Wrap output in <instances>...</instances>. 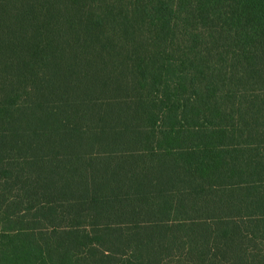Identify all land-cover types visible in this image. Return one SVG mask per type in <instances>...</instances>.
Masks as SVG:
<instances>
[{
	"label": "trees",
	"instance_id": "obj_1",
	"mask_svg": "<svg viewBox=\"0 0 264 264\" xmlns=\"http://www.w3.org/2000/svg\"><path fill=\"white\" fill-rule=\"evenodd\" d=\"M0 264H264V0H0Z\"/></svg>",
	"mask_w": 264,
	"mask_h": 264
}]
</instances>
